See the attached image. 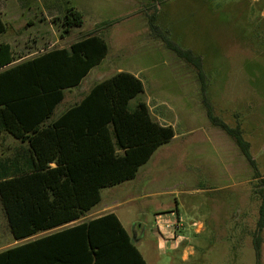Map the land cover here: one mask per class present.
Wrapping results in <instances>:
<instances>
[{"label": "rangeland", "instance_id": "obj_1", "mask_svg": "<svg viewBox=\"0 0 264 264\" xmlns=\"http://www.w3.org/2000/svg\"><path fill=\"white\" fill-rule=\"evenodd\" d=\"M151 17L161 35L202 59L205 91L198 70L153 34ZM61 19L58 26L12 27L9 34L19 49V42L34 39L41 49L70 47L94 34L106 40L104 63L66 92L54 117L96 84L132 72L145 92L130 107L147 102L174 125L177 137L140 167L126 182L134 188L121 195L129 200L120 211L123 222L147 263L264 264V0H124L121 17L87 12L84 27L69 34ZM204 99L217 117L241 128L255 166L210 122ZM25 241H14L0 202V252Z\"/></svg>", "mask_w": 264, "mask_h": 264}, {"label": "trees", "instance_id": "obj_2", "mask_svg": "<svg viewBox=\"0 0 264 264\" xmlns=\"http://www.w3.org/2000/svg\"><path fill=\"white\" fill-rule=\"evenodd\" d=\"M61 21L64 34L84 25L83 14L73 7ZM155 21L150 18L153 34L198 70L205 91L202 59L161 35ZM4 50L9 53L4 62L11 64L10 46H0V54ZM107 54L106 41L94 34L0 73L2 126L29 144L33 164L31 171L0 181L10 232L17 242L27 240L1 251L0 264H148L114 213L29 240L85 217L101 202L102 189L135 178L156 150L175 137L174 128L155 121L145 102L130 109L144 85L128 72L96 84L81 102L51 121L65 91L79 85ZM204 102L210 122L255 166L241 128L229 126Z\"/></svg>", "mask_w": 264, "mask_h": 264}, {"label": "crops", "instance_id": "obj_3", "mask_svg": "<svg viewBox=\"0 0 264 264\" xmlns=\"http://www.w3.org/2000/svg\"><path fill=\"white\" fill-rule=\"evenodd\" d=\"M128 6L131 8L132 4L130 3ZM72 7L80 11L83 14L84 25H85V13L87 12L91 15H94L96 18H101V19H104V18L115 19V18L121 17L123 15V10H124V0H0V46L9 45L11 48L10 55L13 56L14 58V61L11 64L7 65L6 62H4V60L9 56V53H7V51L5 50L2 51V53L0 54V73L10 68L16 67L28 60L39 57L45 52H48L50 50L70 48V47H63V48L41 49L37 47L38 43H40L38 39H34V41L31 42L30 44L27 43V41L24 42V46L22 42H19V44L21 45L19 49L16 47V44L11 41V39L9 38V34L12 31V27H22V28L23 27L28 28V27H33V26L39 27L44 24L49 25V26H53L55 24L56 26H58L56 23L60 21V17L61 16L63 17L68 11V9ZM84 25L80 28H83ZM108 53H109V47H108ZM106 58L98 66L102 65L104 61L106 60ZM93 69L91 70V72L93 71ZM128 73H131L135 75L136 77H138L139 79H141L137 74H134L132 72H128ZM88 75L82 80V82L79 85L72 87L65 91V98L62 103H64L66 99V92H72L80 88L81 84L88 77ZM144 92H145V86H144ZM133 100H131V102ZM131 102L129 104V107L131 105ZM141 102H144V101H141ZM145 103L149 107V104L147 102ZM136 107L133 109L130 107V109L134 110L136 109ZM67 109L65 108L63 112L66 111ZM150 113L153 119L157 121L160 125L172 126L174 128V125L171 122H167L165 120L164 118L165 115L163 113H158L156 115L151 112V109H150ZM61 115H58V117L53 116L51 121H55ZM1 121L2 119H1V107H0V181L4 179L12 178L20 173L29 172L33 169L32 155H31L29 144L27 142H22L20 140L15 139L12 136V134L8 132L4 128V126H2ZM176 137H177V134L175 131V137L171 141H173ZM157 150H159V148ZM52 166H55V165L53 164ZM126 182H123L113 187L102 189L101 190V202L99 204L93 207L92 210L79 221L70 223L63 227L64 228L69 227V226L78 224L83 221L92 220L100 216L109 214V213H114L116 214V216L121 221L122 225L127 230V227L125 226L123 219H122L123 213L121 215L120 211L129 202V200L128 201L123 200L121 198V195L123 193H126L127 191H130L132 188H134V186L126 185ZM104 190H107V194H106L105 204L102 205V203L104 202L103 200ZM151 195H154V193L146 194L145 197H149ZM160 217L162 218V220L164 219L162 215H160ZM135 228H136V225H135ZM134 241L136 244L137 243L136 238L134 239ZM189 250H190V247L184 250V255H183L184 260H185V254H187Z\"/></svg>", "mask_w": 264, "mask_h": 264}, {"label": "built area", "instance_id": "obj_4", "mask_svg": "<svg viewBox=\"0 0 264 264\" xmlns=\"http://www.w3.org/2000/svg\"><path fill=\"white\" fill-rule=\"evenodd\" d=\"M198 226V225H197Z\"/></svg>", "mask_w": 264, "mask_h": 264}]
</instances>
